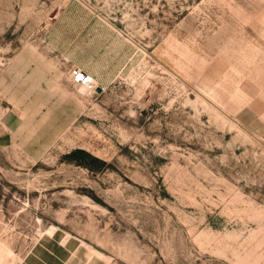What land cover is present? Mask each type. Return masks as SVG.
I'll list each match as a JSON object with an SVG mask.
<instances>
[{
  "label": "rangeland",
  "instance_id": "obj_1",
  "mask_svg": "<svg viewBox=\"0 0 264 264\" xmlns=\"http://www.w3.org/2000/svg\"><path fill=\"white\" fill-rule=\"evenodd\" d=\"M0 264H264V0H0Z\"/></svg>",
  "mask_w": 264,
  "mask_h": 264
},
{
  "label": "built area",
  "instance_id": "obj_2",
  "mask_svg": "<svg viewBox=\"0 0 264 264\" xmlns=\"http://www.w3.org/2000/svg\"><path fill=\"white\" fill-rule=\"evenodd\" d=\"M70 82L77 88L85 86L88 90L93 92L98 88L95 78L79 68H72L70 70Z\"/></svg>",
  "mask_w": 264,
  "mask_h": 264
},
{
  "label": "crops",
  "instance_id": "obj_3",
  "mask_svg": "<svg viewBox=\"0 0 264 264\" xmlns=\"http://www.w3.org/2000/svg\"><path fill=\"white\" fill-rule=\"evenodd\" d=\"M20 57H21V55H19L18 58H16V61H19L20 60ZM73 68H77V67L74 66ZM93 77L95 78V76H93ZM95 80H96V78H95ZM96 82H97V80H96Z\"/></svg>",
  "mask_w": 264,
  "mask_h": 264
},
{
  "label": "water",
  "instance_id": "obj_4",
  "mask_svg": "<svg viewBox=\"0 0 264 264\" xmlns=\"http://www.w3.org/2000/svg\"><path fill=\"white\" fill-rule=\"evenodd\" d=\"M97 92H101V89L100 88H97Z\"/></svg>",
  "mask_w": 264,
  "mask_h": 264
},
{
  "label": "bare ground",
  "instance_id": "obj_5",
  "mask_svg": "<svg viewBox=\"0 0 264 264\" xmlns=\"http://www.w3.org/2000/svg\"><path fill=\"white\" fill-rule=\"evenodd\" d=\"M78 88H86L85 86H81V87H78ZM87 89V88H86Z\"/></svg>",
  "mask_w": 264,
  "mask_h": 264
}]
</instances>
